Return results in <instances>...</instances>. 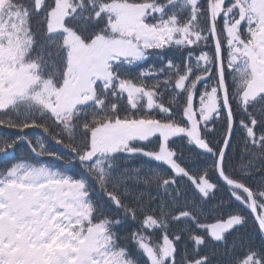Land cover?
<instances>
[{"label":"snow or ice","instance_id":"6c2138e0","mask_svg":"<svg viewBox=\"0 0 264 264\" xmlns=\"http://www.w3.org/2000/svg\"><path fill=\"white\" fill-rule=\"evenodd\" d=\"M0 129V264H264V0H0Z\"/></svg>","mask_w":264,"mask_h":264},{"label":"trees","instance_id":"16d2710c","mask_svg":"<svg viewBox=\"0 0 264 264\" xmlns=\"http://www.w3.org/2000/svg\"><path fill=\"white\" fill-rule=\"evenodd\" d=\"M167 57L168 58H171V59H175L177 60V62H179L180 58H181V53L177 52L175 49H169L167 50ZM158 62L157 61V58L156 57H152L150 58L149 62H148V65L152 64V63H156ZM148 65H145L148 66ZM139 69H137L138 71ZM30 135L33 134V133H39L40 130L36 129V130H33V129H29V130H26ZM15 133V130L13 129H0V135H4V134H14ZM21 154H23V150H21ZM140 163L139 160H134L131 162L132 165H138Z\"/></svg>","mask_w":264,"mask_h":264}]
</instances>
